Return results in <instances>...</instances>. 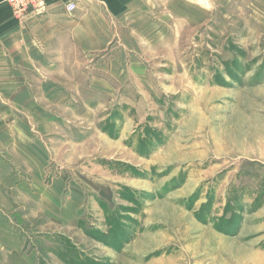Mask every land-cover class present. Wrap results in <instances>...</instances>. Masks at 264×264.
I'll list each match as a JSON object with an SVG mask.
<instances>
[{
    "label": "rangeland",
    "instance_id": "374dc122",
    "mask_svg": "<svg viewBox=\"0 0 264 264\" xmlns=\"http://www.w3.org/2000/svg\"><path fill=\"white\" fill-rule=\"evenodd\" d=\"M202 1L122 26L34 144L0 123V264H264V4Z\"/></svg>",
    "mask_w": 264,
    "mask_h": 264
},
{
    "label": "crops",
    "instance_id": "0c3cea01",
    "mask_svg": "<svg viewBox=\"0 0 264 264\" xmlns=\"http://www.w3.org/2000/svg\"><path fill=\"white\" fill-rule=\"evenodd\" d=\"M68 1L76 4L72 12L66 9ZM164 1L179 3L182 8L180 16L184 14L185 19L188 18L190 0ZM254 1L248 0L249 7ZM157 2L51 0L43 11L24 21L16 18L6 0H0V123H12L10 130L14 129L22 141L31 140L30 143L34 144L44 135L40 133L43 128L29 130L27 124L41 119L48 122L47 117L57 121L52 118V111L46 108L75 106L76 95L71 97L68 91L85 84L91 89H94L93 84L106 86L103 77H109V73L122 74L118 69L114 73L110 71L105 60L111 56V44L122 49L119 47L121 41H125L122 26H127L128 35L137 37V42L157 41L158 28L160 33L167 29L155 18L160 11ZM238 2L240 0H203L200 7L208 13V23L213 24L224 11L216 7V3L234 5ZM111 51H115L113 46ZM94 73L99 77L92 80ZM77 75H82L81 79H77ZM84 104L81 99L79 105ZM17 123L25 124L24 128L19 131ZM5 138L10 139L11 135L7 134Z\"/></svg>",
    "mask_w": 264,
    "mask_h": 264
},
{
    "label": "built area",
    "instance_id": "2783aa9c",
    "mask_svg": "<svg viewBox=\"0 0 264 264\" xmlns=\"http://www.w3.org/2000/svg\"><path fill=\"white\" fill-rule=\"evenodd\" d=\"M51 0H7V3L13 10L14 15L19 20H27L28 17L38 14L45 8V5ZM76 4L73 1H68L66 9L69 12L74 11Z\"/></svg>",
    "mask_w": 264,
    "mask_h": 264
}]
</instances>
